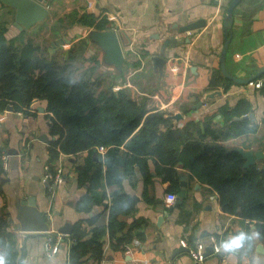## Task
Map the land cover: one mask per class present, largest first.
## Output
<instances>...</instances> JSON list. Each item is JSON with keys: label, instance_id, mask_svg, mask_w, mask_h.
I'll return each instance as SVG.
<instances>
[{"label": "crops", "instance_id": "0c3cea01", "mask_svg": "<svg viewBox=\"0 0 264 264\" xmlns=\"http://www.w3.org/2000/svg\"><path fill=\"white\" fill-rule=\"evenodd\" d=\"M232 1L45 0L49 16L24 31L14 24L15 10L0 2V23L8 22L9 39L24 33L25 38L41 46L45 41L49 45L42 47L47 54L62 61L84 41L89 46L76 79L96 66L98 76L108 77L106 86L116 92L126 90L130 99L171 114V120L180 128L190 122L203 124L212 117L223 137L219 144L238 152H264V91L254 85L264 68V0H241L227 32L230 40L224 66L229 76L247 81L242 83L222 71L225 20ZM84 14L107 17L112 23L111 30L121 38V63L107 55L108 49L100 39L106 31L73 23L70 18ZM197 21H205V25L185 33L177 29ZM171 36L188 42L168 46L164 55L167 61L161 70L154 58L161 56ZM10 106L0 105V215L12 220V242L10 248H0V257L4 264H69L71 242L59 230L92 216L76 209L77 201L87 193V188L78 185L76 167L84 165L88 153L61 155L51 161L49 145L53 138L47 102L35 104L29 114L15 108L12 111ZM225 107L236 115L223 114ZM175 115L182 117L175 119ZM166 129L161 126L162 131ZM247 129L254 131L243 133ZM105 152L100 151L103 156ZM263 164L264 159H257L251 166L259 168ZM150 165L154 176L150 185L146 186L135 165V175H123V184L118 188L136 202L133 213L119 215L128 225L125 232L134 222L144 221V240L135 237L126 248L116 249L115 240L107 234L100 264H198L182 241L189 246L203 244L207 253L221 237L240 226L251 223L258 228L256 222L224 212L218 193L198 178H191L189 169L175 166L179 184L170 188L156 173V163L150 160ZM58 171L63 172V181L53 189L46 175ZM181 190L186 193L183 202L166 207L167 194L179 197ZM29 198H34L46 215L48 231L24 232L18 227L21 201ZM104 207L94 208L93 214ZM202 264H264V238L234 255L214 250Z\"/></svg>", "mask_w": 264, "mask_h": 264}, {"label": "trees", "instance_id": "16d2710c", "mask_svg": "<svg viewBox=\"0 0 264 264\" xmlns=\"http://www.w3.org/2000/svg\"><path fill=\"white\" fill-rule=\"evenodd\" d=\"M70 18L99 31L112 29L107 17L84 14ZM8 31V22L2 21L0 105L12 104L16 111L29 114L35 104L46 101L53 138L49 145L51 161L61 155L88 153L84 165L76 167L78 185L87 188L76 209L92 216L73 225L68 236L69 264H100L107 234L115 240L116 249L126 248L135 237L144 240V221L134 222L125 232L128 225L119 215L133 213L136 202L118 188L123 175H135V165L146 186L150 185L154 177L150 160L170 188L179 184L175 166L189 169L191 178H198L218 193L224 212L256 222L264 232V164L246 168L240 152L219 144L223 137L212 117L203 124L190 122L180 128L171 114L130 99L126 90L116 92L106 86L108 77L98 76L96 66L76 79L89 46L84 41L62 61L50 57L40 43L25 38L24 33L9 39ZM222 112L236 115L227 107ZM163 125L165 131L161 130ZM102 148L106 150L104 156L99 151ZM102 206V212L93 214L94 208ZM11 224L8 216L0 215L1 249L11 247Z\"/></svg>", "mask_w": 264, "mask_h": 264}, {"label": "water", "instance_id": "95a60500", "mask_svg": "<svg viewBox=\"0 0 264 264\" xmlns=\"http://www.w3.org/2000/svg\"><path fill=\"white\" fill-rule=\"evenodd\" d=\"M1 3H3L6 6L11 7L15 10V26L18 27L20 31L29 30L35 25L43 22L48 16H49V10L45 6V0H0ZM241 2V0H233L231 5L229 6L227 10L226 20H225V31H226V42L224 46V50L222 53V71L223 73L232 79L235 82L242 83L247 82L235 77H231L227 74L224 62L226 58V52L229 45V38L227 32L231 29V26L233 24V13L235 8L238 6V4ZM205 25V21H197L194 23H190L188 25H185L183 27H178V31L180 33H185L188 31H193L196 29H199ZM101 32V31H100ZM101 41L103 42L104 46L108 49L107 55L108 57L115 61L116 63H121L124 59V53L123 48L121 44V38L120 34L116 30H110L106 31L100 36ZM188 42L187 39H176L174 36H171L166 39L162 50H161V56H156L154 58V61L156 63V66L160 67L161 70L164 69V66L166 64V58L164 55L166 54V49L169 45L171 46H177L178 44ZM264 75V68L262 71H260L259 75L256 77H260ZM255 78V79H256ZM10 110L14 111V107L10 106ZM181 115H175V119H180ZM249 117L246 116L245 119H248ZM47 142V141H46ZM242 156L244 157L246 163L245 167L249 168L251 165H253L257 159L263 160L264 159V152H248V151H241L240 152ZM182 186L186 187L187 183L185 181L182 182ZM186 197L185 190H181L179 197H178V204H181ZM160 203H163L164 201L160 200ZM22 231L24 232H37V233H43L48 231V223L46 215L40 211V209L37 207L36 200L34 198H29L27 200L21 201L20 206V212H19V226ZM73 230V226L68 224L64 225L59 232L63 235H71ZM133 247V245H131ZM214 253L213 247L207 249L206 256Z\"/></svg>", "mask_w": 264, "mask_h": 264}, {"label": "clouds", "instance_id": "9594fccd", "mask_svg": "<svg viewBox=\"0 0 264 264\" xmlns=\"http://www.w3.org/2000/svg\"><path fill=\"white\" fill-rule=\"evenodd\" d=\"M262 237H264V232L249 223L247 227L240 226L226 233L218 240L217 248L224 254L234 255L250 248L255 241ZM0 264H4L2 257H0Z\"/></svg>", "mask_w": 264, "mask_h": 264}, {"label": "built area", "instance_id": "2783aa9c", "mask_svg": "<svg viewBox=\"0 0 264 264\" xmlns=\"http://www.w3.org/2000/svg\"><path fill=\"white\" fill-rule=\"evenodd\" d=\"M217 2H221L222 0H215ZM254 85L256 88H258L259 90L264 91V75L258 77L255 79L254 81ZM102 149H100V151H102ZM48 170V167L46 168ZM63 177V172L62 171H58L56 174H52V173H47L46 175V181L47 182H53V189H55L56 185L61 183L63 181L62 179ZM51 187V188H52ZM178 203V195L173 194V193H168L166 196V207L171 208L173 207L175 204ZM59 237H61V235H59ZM52 239H50L51 241ZM185 245V247L188 249L189 255L191 256V258L198 264H202L205 262L207 256H206V249L203 246V244H195V246H189L187 241H182ZM213 248L215 250L216 253L219 252L218 248H217V243H215L213 245Z\"/></svg>", "mask_w": 264, "mask_h": 264}, {"label": "rangeland", "instance_id": "374dc122", "mask_svg": "<svg viewBox=\"0 0 264 264\" xmlns=\"http://www.w3.org/2000/svg\"><path fill=\"white\" fill-rule=\"evenodd\" d=\"M46 45H49V44H46V42H45V41H43V44H42V46H43V47H47Z\"/></svg>", "mask_w": 264, "mask_h": 264}]
</instances>
